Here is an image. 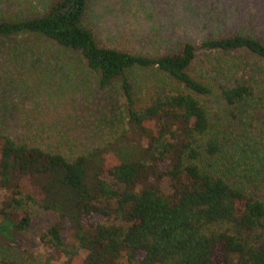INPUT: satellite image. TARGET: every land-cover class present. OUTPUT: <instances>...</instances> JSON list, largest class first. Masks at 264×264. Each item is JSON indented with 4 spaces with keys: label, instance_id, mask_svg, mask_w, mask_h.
<instances>
[{
    "label": "trees",
    "instance_id": "trees-1",
    "mask_svg": "<svg viewBox=\"0 0 264 264\" xmlns=\"http://www.w3.org/2000/svg\"><path fill=\"white\" fill-rule=\"evenodd\" d=\"M88 3L1 18L0 37L77 55L100 90L122 91L127 118L86 144L45 123L19 137L0 130V235L31 252L14 237L30 217L12 212L33 205L58 217L39 236L50 264H264V42L238 31L204 38V59L190 41L131 52L97 42ZM145 68L155 74L141 87L133 71Z\"/></svg>",
    "mask_w": 264,
    "mask_h": 264
},
{
    "label": "rangeland",
    "instance_id": "rangeland-1",
    "mask_svg": "<svg viewBox=\"0 0 264 264\" xmlns=\"http://www.w3.org/2000/svg\"><path fill=\"white\" fill-rule=\"evenodd\" d=\"M47 1L0 0V19L28 17ZM88 4L84 20L97 42L131 52L166 53L190 41L204 59L207 52L199 48L204 38L238 31L264 42V0H89ZM133 73L143 87L155 71L145 68ZM126 114L122 91L100 90L77 55L29 34L0 37L1 131L19 137L45 123L74 137L77 134L75 141L86 144L109 137L117 123L125 122ZM257 193L264 201V184ZM5 198L0 188V207ZM12 213L30 217V226L16 231L14 237L26 241L31 252H24L17 240L0 235V264H50L39 236L58 220L57 215L33 205ZM61 237L69 244L74 233L63 228ZM114 264L130 263L119 258Z\"/></svg>",
    "mask_w": 264,
    "mask_h": 264
}]
</instances>
